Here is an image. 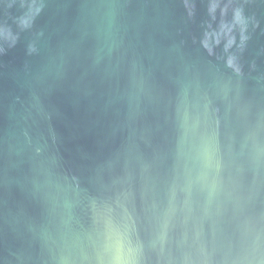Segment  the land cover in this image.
Segmentation results:
<instances>
[{
  "label": "water",
  "instance_id": "obj_1",
  "mask_svg": "<svg viewBox=\"0 0 264 264\" xmlns=\"http://www.w3.org/2000/svg\"><path fill=\"white\" fill-rule=\"evenodd\" d=\"M178 109L222 152L264 146V0H0V264H51L26 137L78 186L87 225L88 199L136 168L130 146L171 149Z\"/></svg>",
  "mask_w": 264,
  "mask_h": 264
},
{
  "label": "clouds",
  "instance_id": "obj_2",
  "mask_svg": "<svg viewBox=\"0 0 264 264\" xmlns=\"http://www.w3.org/2000/svg\"><path fill=\"white\" fill-rule=\"evenodd\" d=\"M178 115L170 150L144 161L129 147L136 168L110 196L88 199L87 225L76 215L85 204L78 186L26 137L27 188L43 208L32 230L51 264H264V146L246 159L222 152L214 134H195L186 111Z\"/></svg>",
  "mask_w": 264,
  "mask_h": 264
}]
</instances>
